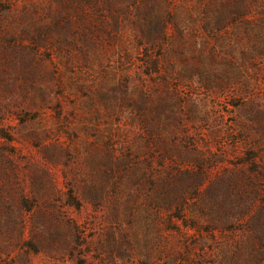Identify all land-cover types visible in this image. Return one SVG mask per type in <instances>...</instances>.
Instances as JSON below:
<instances>
[{"label": "rangeland", "instance_id": "1", "mask_svg": "<svg viewBox=\"0 0 264 264\" xmlns=\"http://www.w3.org/2000/svg\"><path fill=\"white\" fill-rule=\"evenodd\" d=\"M0 264H264V0H0Z\"/></svg>", "mask_w": 264, "mask_h": 264}]
</instances>
